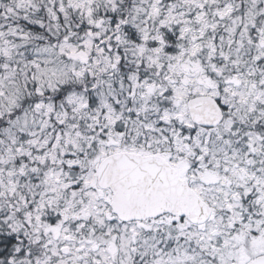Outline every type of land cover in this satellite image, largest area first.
<instances>
[{"label":"snow or ice","instance_id":"6c2138e0","mask_svg":"<svg viewBox=\"0 0 264 264\" xmlns=\"http://www.w3.org/2000/svg\"><path fill=\"white\" fill-rule=\"evenodd\" d=\"M0 264H264V0H0Z\"/></svg>","mask_w":264,"mask_h":264}]
</instances>
